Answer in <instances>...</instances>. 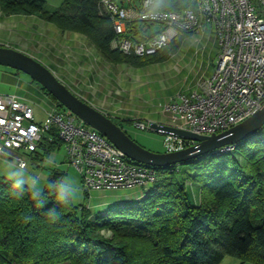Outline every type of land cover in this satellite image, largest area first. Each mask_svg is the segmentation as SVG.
I'll list each match as a JSON object with an SVG mask.
<instances>
[{"label":"trees","instance_id":"16d2710c","mask_svg":"<svg viewBox=\"0 0 264 264\" xmlns=\"http://www.w3.org/2000/svg\"><path fill=\"white\" fill-rule=\"evenodd\" d=\"M156 2L166 12L197 8V0ZM0 9L82 34L108 62L138 69L168 61L192 35L180 33L156 55L137 57L111 49L114 24L101 14L100 0H63L57 8L45 0H0ZM41 88L57 110L71 114ZM50 135L52 141L48 134L40 142L35 153H43L37 160L64 145L54 132ZM184 165L156 168V181L141 201L105 214L59 203L48 186L65 178L60 170L47 180L41 205L29 186L17 195L0 176V264H222L228 257L264 264V128L231 153ZM189 183L199 189V204ZM49 209L56 210L55 220Z\"/></svg>","mask_w":264,"mask_h":264},{"label":"built area","instance_id":"2783aa9c","mask_svg":"<svg viewBox=\"0 0 264 264\" xmlns=\"http://www.w3.org/2000/svg\"><path fill=\"white\" fill-rule=\"evenodd\" d=\"M101 14L111 19L116 37L111 49L124 55L154 56L168 47L180 33L208 34L218 45L213 75L198 84L197 91L162 106L170 128L200 136L226 131L264 105V0H197L196 10L161 11L145 15L156 0H100ZM151 27L157 29L150 32ZM43 123L37 121L34 106L20 96L0 95V156L9 150H38L40 142L54 132L63 142L67 163L77 170L81 191L151 187L157 178L155 167L129 159L104 136L73 114L54 108ZM156 122L136 121L141 130ZM167 136L166 152L184 150L194 141ZM225 146L211 154L233 151ZM25 164L26 162L20 161Z\"/></svg>","mask_w":264,"mask_h":264},{"label":"rangeland","instance_id":"374dc122","mask_svg":"<svg viewBox=\"0 0 264 264\" xmlns=\"http://www.w3.org/2000/svg\"><path fill=\"white\" fill-rule=\"evenodd\" d=\"M45 1L50 8H57L63 2V0ZM156 29V27H151L150 32ZM191 34L192 35L184 41L180 51L164 63H157L138 69L128 65H114L108 62L103 56L101 57L100 67H102L103 71V84L101 86H103V91L105 95H108L109 101L112 98L119 100V103L113 110L116 114L113 115L114 118H112V120L122 127L133 140L153 152H166L165 144L167 136L163 133H156L151 130H141L137 127L133 119L146 114L163 118V105L177 99L180 94L191 95L193 90H197L196 86L202 79L200 74H202L203 71L209 72V70H212L217 65V53L219 49L215 39L213 37L211 39L207 38V36L205 37L201 34ZM206 34L207 33H205V35ZM23 42L26 43V41ZM33 50L37 51L39 48H33ZM86 50H88V55L91 57L93 64L99 61L101 55L97 56L96 48L89 42L88 45L86 44ZM48 52L49 54L46 58L53 57L50 53L51 51L48 50ZM70 58L73 57H68L65 53L59 58V60L63 59L62 61L65 65H63V67L65 70L68 69L67 66H69ZM56 60L58 59L56 58ZM81 67L80 72L67 71L71 81L70 85L72 88L77 89L76 84H78L82 89V84L84 83L85 86H87L84 90H87L88 84L91 81L88 83L85 77L88 78V71L93 72L95 67ZM84 74H86V76L83 77ZM13 78L17 79L20 85H16V81H14ZM32 81L31 77L20 71L0 66V95L12 94L24 90L29 87L28 85ZM35 85L37 84L35 83ZM39 105L47 110H49L50 106L43 102L34 103L37 121L43 123L46 120L47 114L42 112L43 110ZM100 108L103 109L104 107L101 106ZM100 108H98V110L105 112ZM41 153H43L41 150H39L38 153H30L25 149L7 151V154L0 156V176L7 179L5 173L9 162L14 161L19 164L22 160L27 164V174L38 179V186L43 191L53 171L60 170L67 174L65 178H71L75 181L78 191L74 204H91L90 198H86L85 194L80 190L81 179L77 170L70 167L67 163L65 146L63 145L59 149L51 152L43 161L37 160L36 158L37 154L41 155ZM183 167L185 168H183L182 171H184V175H186L189 169L186 165ZM189 186L192 195L196 197L197 204H199V189L191 186L190 183ZM142 189L147 192L149 187H144ZM129 204L130 203H127V205ZM228 259V262L237 261L238 264L242 263L237 258L228 257Z\"/></svg>","mask_w":264,"mask_h":264},{"label":"crops","instance_id":"0c3cea01","mask_svg":"<svg viewBox=\"0 0 264 264\" xmlns=\"http://www.w3.org/2000/svg\"><path fill=\"white\" fill-rule=\"evenodd\" d=\"M202 36H208L207 34ZM208 38V37H207ZM23 41H26L24 43ZM88 39L79 33L74 32H63L58 29L56 26L47 23L46 21L40 19L37 16H22V15H6L0 10V45L12 47L14 49L20 50L35 57L37 60L45 64L48 68H50L56 76L65 83L77 96H79L82 100L87 103H90L95 108L104 107L102 109L111 119L114 118L116 105L119 103V100L112 98L110 101L108 100V95H105L103 91V71L102 67H100V61L102 60V56L96 63H92L91 57L88 55V50H86V44L88 45ZM91 44V43H90ZM92 45V44H91ZM93 46V45H92ZM95 47V46H93ZM33 48L39 50L34 51ZM96 48V47H95ZM48 50H50L53 57L46 58L49 54ZM97 50V49H96ZM67 54V56H72L73 58L69 59V66H67V70L63 67V59L59 60L61 56ZM98 50L96 51L97 56L99 54ZM218 55V53H217ZM56 58L58 60H56ZM218 59V57H217ZM72 60V61H71ZM63 63V64H62ZM65 66V65H64ZM80 66V67H79ZM81 66H86L89 68L91 66L95 67V70L88 71V89L87 86L83 83L82 89L80 85L76 84L77 89L72 88L70 77L68 72H80ZM79 67V68H78ZM215 68L209 70V72L203 71L201 75V80L198 84L207 79L215 72ZM67 73H66V72ZM86 74L83 75V77ZM16 81V85H20V82H17V79L13 78ZM33 80V79H32ZM84 80V79H83ZM100 82V83H99ZM35 83L37 85H35ZM94 83V84H93ZM97 83V84H95ZM99 83V84H98ZM197 84V89H198ZM29 87L20 90L19 92L12 93L20 96L22 99L31 103L34 106V103L43 102L50 106L49 110L42 108V112L47 113L51 112L54 108H56V104L52 101V99L42 90L41 86L36 82L32 81L28 85ZM20 89H23L19 87ZM197 91L196 89L193 92ZM192 92V93H193ZM11 95V94H5ZM113 97V96H112ZM111 98V96H110ZM35 108V107H34ZM106 109V110H105ZM163 116V114H162ZM133 121H142V122H156V123H164L166 122V118L163 116L155 117L151 115H143L138 116L133 119ZM81 190V187H80ZM145 191L141 188L136 189H119V190H97L93 191L90 195H86V198H90L91 204H79L87 207L94 214H105L108 210L123 206L127 203L135 204L141 201L145 197ZM199 194V193H198ZM200 202V194L198 195ZM195 203L197 204L196 197H194ZM228 258L224 260L222 264H238L237 261H229ZM247 264V263H246ZM252 264V263H250Z\"/></svg>","mask_w":264,"mask_h":264},{"label":"water","instance_id":"95a60500","mask_svg":"<svg viewBox=\"0 0 264 264\" xmlns=\"http://www.w3.org/2000/svg\"><path fill=\"white\" fill-rule=\"evenodd\" d=\"M0 66L8 67L28 75L46 89L71 114L79 118L90 128L99 132L129 159L155 168L184 165L190 161L207 156L222 147L237 145L264 128V105L242 123L212 136H200L153 123L151 125V131L153 132H173L177 136L195 142L194 145L184 150L157 153L141 146L106 113L82 100L50 68L35 57L12 47L0 45Z\"/></svg>","mask_w":264,"mask_h":264},{"label":"clouds","instance_id":"9594fccd","mask_svg":"<svg viewBox=\"0 0 264 264\" xmlns=\"http://www.w3.org/2000/svg\"><path fill=\"white\" fill-rule=\"evenodd\" d=\"M160 10V4L157 3L153 7L144 13L147 15H156ZM7 180L10 182L11 187L17 193L22 195L25 190V185H28L32 189V199L37 202L38 205L43 203L41 199L42 189L38 186L39 182L36 177H31L26 172V165L22 163L9 162L6 171ZM57 195V200L61 204L69 205L76 199L77 187L75 181L71 178H65L59 182L48 186ZM47 215L55 220L57 218V212L55 209H49Z\"/></svg>","mask_w":264,"mask_h":264}]
</instances>
